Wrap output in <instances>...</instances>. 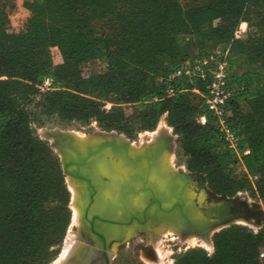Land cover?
Segmentation results:
<instances>
[{
	"label": "trees",
	"instance_id": "trees-1",
	"mask_svg": "<svg viewBox=\"0 0 264 264\" xmlns=\"http://www.w3.org/2000/svg\"><path fill=\"white\" fill-rule=\"evenodd\" d=\"M23 6L30 15L21 31L0 20V264H50L71 223L60 159L33 126L44 127L39 116L95 121L134 140L167 115L187 170L205 174L214 194L264 200V0H23ZM243 22L250 31L239 40ZM53 48L63 59L57 66ZM217 50L228 51L234 90L228 122L241 139L238 153L228 149L208 109L207 81L168 82L185 62ZM238 55L250 69L237 71ZM98 59L106 60L105 71L83 76L81 65ZM46 78L53 84L42 90ZM124 105L136 107L133 117ZM213 243L212 255L195 248L174 264H264V228L254 233L235 225Z\"/></svg>",
	"mask_w": 264,
	"mask_h": 264
},
{
	"label": "bare ground",
	"instance_id": "bare-ground-1",
	"mask_svg": "<svg viewBox=\"0 0 264 264\" xmlns=\"http://www.w3.org/2000/svg\"><path fill=\"white\" fill-rule=\"evenodd\" d=\"M160 129L161 127L154 135L161 136ZM114 134L116 133L99 136L113 135L117 137ZM69 136L71 138L68 137L56 148L62 159L71 163L73 173L78 176L68 175L74 192L71 202L74 207V222L80 228L85 227L83 214L90 199L89 186L85 181H81L79 176H88L92 179L93 175V179L102 184L106 179L108 184L105 188L103 185L102 190L93 182L98 194L91 211L99 212L98 214L105 218L113 214L117 217L111 216L112 219H107L116 220L122 224L97 223L98 228L107 237L110 251L116 250L121 242L136 234L146 233L152 239L153 235L157 234V238H159V234L165 232L200 236L205 240L203 246L209 251H213V242L207 241L208 236L211 239L210 234L213 231L230 222L229 217L233 218L231 221L238 225L245 222L243 216L232 211L229 200L209 193L206 182L201 176L183 170H173L169 168V161L163 164V161L167 159L165 151L170 149L167 144V149L163 145H158L159 142H151L149 145L147 144V147L140 146L137 149H132L128 142L121 143L119 137L97 136L94 140L92 139L93 141L90 139L91 142L87 143L80 142L71 134ZM116 168L122 169L124 175L116 177ZM148 181L151 184V192L148 191ZM113 182L117 186H114ZM151 196H154V199L143 211L133 212V206L139 207V210L142 209ZM202 204L205 206L199 210L198 208ZM153 205L157 206L153 207ZM145 211H148L147 223L142 224V216L140 217L139 214L142 215ZM131 218L134 220L127 225L126 223ZM226 218L227 220H225ZM110 226L119 227L110 228ZM161 226L164 229H161ZM77 239L76 235L75 238L67 240L61 256L53 264L67 262L77 247Z\"/></svg>",
	"mask_w": 264,
	"mask_h": 264
},
{
	"label": "rangeland",
	"instance_id": "rangeland-1",
	"mask_svg": "<svg viewBox=\"0 0 264 264\" xmlns=\"http://www.w3.org/2000/svg\"><path fill=\"white\" fill-rule=\"evenodd\" d=\"M178 1L182 5H201L204 3L205 0H178ZM2 11L4 13L3 14L4 16L0 14V20L4 21L13 30L17 32L21 31L24 28V25L30 15L29 11L25 9L23 6V0H0V12ZM240 27L241 25L239 26L237 31L240 30ZM242 29L243 31L246 30V32L250 31L249 25L245 22L242 23ZM245 36H246V33H244L243 37L239 38V40H245ZM50 53H51L52 63L54 66H57L63 63V59L57 48L51 49ZM191 53L197 54V50H193L191 51ZM106 67H107L106 60L98 59V60H94V61L82 64L81 73L83 76L88 77L91 75H96V74H100L104 72ZM235 68L237 69L238 72L242 73L245 70L250 69V66L248 65L247 61L243 57L238 55L236 57ZM124 113L126 117L131 118L136 113V107L133 105H124ZM39 118L44 123V127H39L37 123H34L33 126L35 128L36 134L39 136L40 139L48 142L50 147L54 142V138L52 136H49L48 133H52V132H55V133L68 132V134L75 136L80 142L82 141V142H87V143L91 142L92 139L94 140L97 136L98 137H113V138L119 137L118 139L121 141V143L128 142L129 146L132 149H137L140 146L147 147L151 142L153 143L159 142L158 145L160 146L163 145L166 149H167L166 144L168 145V148L170 147L169 151L168 150L165 151V154L167 153L166 154L167 159L166 160L164 159L165 161H163V164L169 161V164H168L169 168H172L173 170H177V171L183 170L184 172L187 171L189 173L185 165L186 157L184 156L182 149L180 147V144L178 142V136L175 134L174 129L170 127L167 123V115L162 116L158 126L156 127L154 131H150V132L146 131V132L138 133L137 137L134 140L127 138L124 134L112 131L119 135L124 136L130 142L117 134H114L117 137H114L113 135L99 136L102 134H110V133H104L107 131H103L102 129H100L98 127V124L95 121H92L89 125H82L76 121L69 123V124L62 123L56 117L49 118V117L39 116ZM159 127H161L160 130L162 132V135L161 136H158V134L154 135L158 132ZM172 138L174 140H172ZM52 149L55 153H56V150L58 151L57 148L56 150L54 148ZM163 168L165 167L163 166ZM169 168L167 167V169ZM115 170H117L115 172L116 177L124 175V171L122 169L119 170L116 168ZM239 170L240 169H238L237 172H239ZM92 179H93V175H92ZM65 181H66L67 188L70 192V202H71V196H73L74 194L73 188L70 184L69 177L65 176ZM93 182L96 183L100 189L103 188V185H105L104 186L105 188L106 184H108L106 183L107 181H103V184L98 183L95 181V179H93ZM113 185L117 186L115 182H113ZM148 191L151 192V189L148 188ZM232 198H234L237 202H239L242 205V210H243V213L245 214V217H244L245 222H242L239 225L247 227L254 233L264 228V200H261L258 198H252L250 194L247 192H240L235 197H232ZM152 199H154V196H151L148 199V201H146L147 204L140 210H139V207L133 206V210H134L133 212L143 211V209H145L147 205L150 204V201ZM198 201L200 200L198 199ZM70 202H69V209L71 211V223L68 227L65 239L59 249V255L50 264H53L61 256L65 248L67 240L69 238L71 239L73 237L75 238L77 235L76 234L77 229H80V226H76L74 222V210L72 212V209L74 207H72V205L70 206ZM154 206H157V205H153V207ZM204 206L205 204H202L198 209L201 210ZM139 215L140 217L142 216L141 213ZM111 216L117 217L111 214L107 216V218H111ZM235 225H232V226H235ZM111 227L113 228V227H119V226H110V228ZM161 229H164V228L161 226ZM220 231L215 232L213 236L211 237V239L208 236L207 241L213 242L214 235L216 233H219ZM159 235H160L159 238H157L158 235L156 234V235H153V238L151 239L149 234L139 233L121 242L122 244L120 243L116 250H111L112 257H113L111 264H174L176 261V258L179 255L184 254L187 251L191 249H195V248H201L205 250L209 255L210 254L212 255L214 253V249L213 251H209L207 248L203 246V242L205 240L201 238L200 236L196 237V235L195 236L186 235V234H181L179 232H165ZM78 241L79 239H77L76 243H78ZM261 254L264 255V249L261 250ZM262 259L264 261V257Z\"/></svg>",
	"mask_w": 264,
	"mask_h": 264
},
{
	"label": "built area",
	"instance_id": "built-area-1",
	"mask_svg": "<svg viewBox=\"0 0 264 264\" xmlns=\"http://www.w3.org/2000/svg\"><path fill=\"white\" fill-rule=\"evenodd\" d=\"M242 24L240 30L237 31L235 37L242 38L243 34ZM230 66L228 62V51L224 53L217 50L214 53L194 60H189L182 64L178 69L173 71L169 77L168 82H172L181 78L194 79L199 78L207 81L208 95L206 97L208 109L213 113L217 119V125L220 133L228 149L239 152L240 137L232 130L228 118L227 104L233 98L234 90L229 82ZM53 80L46 78L42 85V90H49L52 87ZM175 91L169 87L167 90L168 95H174ZM201 122H206L205 117L201 118ZM246 151L245 154H248ZM241 171H245L240 168ZM257 233V231L255 232ZM211 255V254H210ZM264 257L261 254V259Z\"/></svg>",
	"mask_w": 264,
	"mask_h": 264
},
{
	"label": "water",
	"instance_id": "water-1",
	"mask_svg": "<svg viewBox=\"0 0 264 264\" xmlns=\"http://www.w3.org/2000/svg\"><path fill=\"white\" fill-rule=\"evenodd\" d=\"M104 133H115V132H104ZM48 134L49 136H52L54 138V142L51 145V148H54L55 150L58 144L65 141L69 137L68 132H60V133L52 132ZM56 154L58 155L60 159L63 174L66 177H68V175L78 177L77 175L73 173L71 163L69 161L65 162L57 150H56ZM190 173L199 175L205 180L206 187L210 194L216 197H223V196H217L209 190L208 182L204 174L192 173V172ZM79 179L81 181H85L88 184L89 189H90V199H89V203L86 206L84 210V214H83V221L85 223V227L83 228L81 227L80 229H77L76 234L79 239L77 243V247L73 251L71 257H69V259L67 260L65 264H111L113 257H112V252L109 250V244L107 241V237L104 234V232L98 228L97 223L101 222L104 224H115V225L116 224L122 225V224L118 223V221L116 220L107 219L99 215L98 213L96 212L94 213L91 211L93 205L95 204L96 197L98 194L97 188L95 184L93 183L92 179L89 178L88 176L81 175V177L79 176ZM147 184L149 186L148 188H151V184L149 181L147 182ZM224 198L230 201L231 203L230 208L232 209L233 212H235L237 215L245 217V214L243 213V210H242V205L239 202H237L234 198H227V197H224ZM71 202H72V196H71ZM71 202H70V206H71ZM72 212H73V209H72ZM147 217H148V211L143 212L142 213V224L147 223L146 221ZM231 219L233 218L229 217L228 220H230V222L225 223L224 227L218 228L215 231H213L210 234V237H212L215 232H218L222 229L235 225V223H233ZM133 220L134 219L131 218L126 224L127 225L130 224V222H132ZM225 220H227V218Z\"/></svg>",
	"mask_w": 264,
	"mask_h": 264
},
{
	"label": "flooded vegetation",
	"instance_id": "flooded-vegetation-1",
	"mask_svg": "<svg viewBox=\"0 0 264 264\" xmlns=\"http://www.w3.org/2000/svg\"><path fill=\"white\" fill-rule=\"evenodd\" d=\"M66 262H64V264H65Z\"/></svg>",
	"mask_w": 264,
	"mask_h": 264
}]
</instances>
